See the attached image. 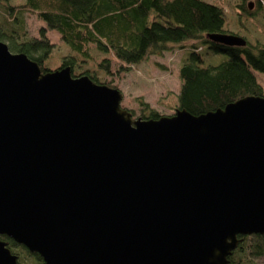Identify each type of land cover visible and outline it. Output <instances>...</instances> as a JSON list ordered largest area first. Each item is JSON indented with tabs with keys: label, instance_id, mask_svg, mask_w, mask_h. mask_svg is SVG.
Instances as JSON below:
<instances>
[{
	"label": "water",
	"instance_id": "1",
	"mask_svg": "<svg viewBox=\"0 0 264 264\" xmlns=\"http://www.w3.org/2000/svg\"><path fill=\"white\" fill-rule=\"evenodd\" d=\"M122 98L0 41V236L43 264H230L264 238V97L156 119Z\"/></svg>",
	"mask_w": 264,
	"mask_h": 264
},
{
	"label": "trees",
	"instance_id": "2",
	"mask_svg": "<svg viewBox=\"0 0 264 264\" xmlns=\"http://www.w3.org/2000/svg\"><path fill=\"white\" fill-rule=\"evenodd\" d=\"M252 5L257 8L253 11L264 12V0H240L232 15L223 0H0V41L12 53L35 61L42 72L68 66L72 77L86 75L116 89L112 79L120 80L132 67L177 48L182 54L180 86L170 110L201 115L246 96L264 97L256 74L264 73V44L237 32L254 17L248 11ZM23 14L43 23L38 36L27 35ZM51 33L59 38L62 52L52 43ZM216 33L235 34L246 43L225 46L207 38ZM210 53L227 59L207 64L204 58ZM133 102L132 108L120 104L132 118L162 116L141 97ZM238 238L230 264H255L253 259L264 254V238ZM0 239L17 256V264H43L39 255L6 236Z\"/></svg>",
	"mask_w": 264,
	"mask_h": 264
},
{
	"label": "rangeland",
	"instance_id": "3",
	"mask_svg": "<svg viewBox=\"0 0 264 264\" xmlns=\"http://www.w3.org/2000/svg\"><path fill=\"white\" fill-rule=\"evenodd\" d=\"M13 1L21 3L23 0ZM207 1L218 2L222 0ZM223 2L230 15L235 12V6L238 7L240 4V0H223ZM254 9L256 10L257 8L253 5L248 9L251 14H254V17L244 23L242 31L238 30L237 32L247 36L251 42L258 40L264 44V12L253 11ZM22 18L27 35L38 36V29L43 27V23L33 15L23 14ZM232 29L235 31L234 27ZM51 37L54 46L60 48L62 52L63 48L57 35L51 33ZM181 57L180 50L174 48L163 53L162 56H153L147 62L132 67L120 80L112 79L110 83L116 85L123 95L122 105L132 108L134 107V98L141 97L150 107L156 109L160 115H172L174 111L170 109L176 102V94L180 86L178 70L181 64ZM226 59L227 57L223 54L210 53L205 56L204 61L207 64L215 65ZM256 74L258 82L264 87V73ZM106 80L109 81L111 78L107 76ZM253 260L255 264H264V254Z\"/></svg>",
	"mask_w": 264,
	"mask_h": 264
}]
</instances>
